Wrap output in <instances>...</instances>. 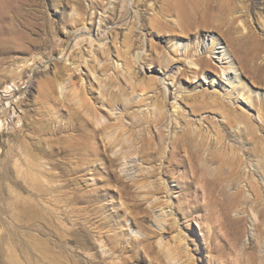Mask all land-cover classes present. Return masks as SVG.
Masks as SVG:
<instances>
[{"label":"rangeland","instance_id":"1","mask_svg":"<svg viewBox=\"0 0 264 264\" xmlns=\"http://www.w3.org/2000/svg\"><path fill=\"white\" fill-rule=\"evenodd\" d=\"M113 1L117 0H103L104 7L99 8L96 15L93 13L95 24L90 30L87 22L91 12L86 15L85 24L77 27L64 23L52 25L50 41L43 39L41 26H34L32 30L24 27L36 43L28 50L12 48L0 53V264H101V248L108 249L107 260H121L122 255L128 257L126 264H151L150 259L156 254L164 257V264L184 261L185 264L188 261L190 264H247L244 248L258 240L255 228L258 206L251 198L242 195L234 209L225 215L226 220L217 219L220 215L216 208L213 212L204 207L205 210L178 220L176 227L162 231V239L170 250H180L183 255L184 261L170 262L160 251L158 238L150 240L155 249L143 248L147 243L140 241L145 233H151L147 225L156 229L155 219L161 213L160 208L151 207L150 201L154 198L145 200L148 187L138 190L131 184L132 179L147 177L148 168L142 169L137 162L141 159L134 155L125 160L114 159L117 153L101 144L100 134L91 139L92 145L86 150L79 149V144L84 127V131L89 132L93 128L97 130L104 122L114 129L123 126L126 130L143 132L147 127L145 120L155 115L156 105L163 104L166 117L150 130H160L167 136L164 152L169 148L170 137L180 129L187 127L206 135L199 149L201 160L193 170L168 166V176L158 174L168 188L167 193L158 195L165 201L181 203L179 212H187L191 206L206 201L202 197L203 185L224 175L219 167L221 145H236L244 155L242 169L246 173L255 172V177L259 178L262 169L258 166L263 158L253 151L249 139L238 140V143L233 140L232 135L237 136V131L228 125L227 118L233 116L238 127L250 121L264 136V124H261L264 123V80H259L257 71L247 65L246 56L230 38L231 34L228 36L221 29L202 24L195 26L190 34L181 33L178 26L170 29L177 18L167 14L162 20H168L159 30L148 23L143 29L140 16L144 20L160 17L159 0L148 1L140 8L124 0L128 14L104 24L100 18L109 15L104 11L112 7ZM234 2L236 14H245L242 22L239 19L235 22L238 31L234 35L246 31L243 26L246 23L264 38V0ZM55 10L52 7L47 13L53 17ZM67 11L70 13L71 9ZM130 29L137 30L136 35L124 39ZM212 41L214 45L218 43L216 47H222L212 45L215 51L224 49L228 53L226 61L230 60L234 66L230 71L236 72L233 84L226 79L228 71L222 73L227 63L219 62L215 58L217 54L213 56L200 47L205 45L209 50ZM260 54L257 64L263 61L264 50ZM199 55L209 60L208 66L200 69L198 64L190 63ZM192 68L197 72L193 73ZM97 115L101 116L99 125L93 122ZM216 134H223L225 140L214 141ZM111 159L114 161L109 162ZM156 164L159 161L154 166ZM144 166L149 167V164L144 163ZM139 170L145 173L140 174ZM193 176L197 184L184 191L185 182ZM151 180L155 178H151L150 183ZM241 184L245 181L213 194L219 200H230ZM179 194L184 198L177 202ZM195 194L201 195L200 200L189 203L187 200ZM139 203L146 212L133 211L132 205ZM119 208L122 210L115 214L114 210ZM171 208L168 205L164 211L169 212ZM140 215L145 216V221L138 225ZM236 227H239L240 240L232 236ZM106 236L119 247L137 246L131 250L134 252L116 251L107 245ZM261 243L258 254L264 253V238ZM185 247L190 250H187L189 260H185Z\"/></svg>","mask_w":264,"mask_h":264},{"label":"bare ground","instance_id":"2","mask_svg":"<svg viewBox=\"0 0 264 264\" xmlns=\"http://www.w3.org/2000/svg\"><path fill=\"white\" fill-rule=\"evenodd\" d=\"M130 1H131L132 5H134L136 8H140L141 6L146 5L147 2L151 1V0H130ZM152 1H155V3H156V0H152ZM234 1L233 0H159V2H160L159 13L160 14L159 13L158 14L160 15V17L156 16V17L147 18L146 20H144V17L140 16L139 20H142L141 25L143 26V29L144 28L146 29V26H147L146 24L148 23V24L152 25V28H154V30H159L160 28H162L163 24L168 20V19H166L165 22H164V20H162V18L165 16V14H167L168 16H171V15L174 16L175 15L177 18V19L175 18L176 19L175 22H173L171 24L170 29H175L178 26L181 33H189L190 34V33H192L193 28L195 26H199V24H202L204 26H211L212 28L221 29L222 31L227 32V35H228V33L231 34L230 38H232V40L240 46V48L243 51L242 54H244L246 56L247 65L249 67H251L252 69L257 71L259 80H264V59L261 63L257 64V59L259 57L260 51L264 50V43H262V41H264V38L260 34H258L255 31V29H253V27L249 26L246 23L243 24V26L246 28V31H244V32L241 31L240 34L234 35V33L236 31H238L237 25L236 26L234 25L235 22H237L238 19L240 20V22H242V17H244V15H245L244 12H240V13L236 14L237 6H236ZM33 2L36 3V5H38L39 7L38 6L37 7L31 6V5H34ZM103 3H104L103 0H43V1H41V0L40 1L39 0H0V53L3 51H6V50H10L12 48H19L22 50H28L31 45L36 43V40L34 38H30L29 32H26L23 29L24 27L28 28L29 30H32L31 28L34 26H37V25L41 26L43 33H44L43 35H45V37L43 39L46 41H50V40H52V37H53L52 25L54 26V24L57 25V24H63L64 23L67 25L71 24L74 27H77L81 24H85L84 23L85 17H86V15L88 17V13L91 12L90 16H89V22H87V29L90 30L93 28V26L95 24V15L97 13V10L99 8L104 7ZM111 4H112V7L107 8L104 11V12H107L109 15H107L103 19L100 18V21L102 20L103 22H105L104 24H107V23L113 21L115 18L121 17L122 15H126V13L129 10L126 7L127 4H125L124 0H122V2H120L118 0L113 1V2H111ZM154 5H156V4H154ZM119 6H120V9H118ZM52 7L57 9V11L55 10V12H54L55 14L53 17H51L50 14L47 13V10H49ZM68 9H71L70 13L67 11ZM147 9H148V7H147ZM151 10H153V9L151 8ZM93 13L95 15H93ZM168 22H170V21H168ZM123 24H125V23H123ZM118 28H121V27H118ZM136 31H134L133 29H130V32L126 33L125 37H123V38L127 39L130 36L132 38L133 35H136ZM151 32H152V30H151ZM170 35H172V34H170ZM113 36L115 37V34ZM115 38H117V37H115ZM215 43L218 44L217 42H215ZM216 44L214 45V41H212L211 47L209 48V50H206L205 45H201L200 47L203 48L204 51L209 52L212 55L217 54L215 56V58L219 62L227 63L228 66L223 67L222 73H225V70H227L228 73H227L226 79L228 80V82L230 84H233L234 80H236V72H234V74H233L232 73L233 70L230 71V69H234V66L232 65V62L230 60L226 61L229 58L226 50H224V49L217 50V51L214 50V48H222V47H216ZM138 45H139V43H138ZM212 45L215 47L213 48ZM131 46H133L132 43L130 44V47ZM130 47H129V49H127L128 51L131 50ZM52 48H55V46L52 45ZM152 50L154 51L153 48H152ZM124 52H126V51H124ZM200 55H199V57L198 56L195 57L193 59V61L191 60L190 63L191 64H198L200 66V69H201V68H203L204 65H206V66L209 65L208 64L209 60L207 61L205 58L200 57ZM153 60H154V58H153ZM160 64H162V63H160ZM199 66H198V68H199ZM204 70H205V68H204ZM128 71H130V70H128ZM191 71L193 73L197 72V70H195V68H192ZM91 73H93V72H91ZM74 99H76V98H74ZM157 100L160 103L162 102L161 101L162 99H160L159 97ZM262 108L264 109V104L262 105ZM100 109H102V108H100ZM153 113H155V115L153 117H150L149 119L145 120V122L147 123V127L145 128V130L143 129L144 130L143 132L140 129H138V131H136V132H135V129L134 130H132V129L126 130L125 128H123V126L122 127L119 126V128L116 127V129H114L113 126L107 125L106 122L101 123V116L97 115L94 117L93 122L95 125H99L101 123V125H99L100 127H98L97 130L95 128H93L95 130L92 129V131L89 129L91 132L90 131L87 132L88 130L85 129L86 131H84L85 127L83 128V126H82L81 128H83V132H82L83 140H82L81 144H79V142H77L79 145H81V147L79 149L86 150L87 148H89L90 145H92L91 139L93 137H95L96 135L100 134V135H102V137L100 139V140H102L101 144L104 147L110 148V150L114 149V152L117 153L116 154L117 157L115 156L114 159L117 158V160H118V158H119L120 160L121 159L125 160L126 158L132 157L134 155L133 157L136 156V157H138L137 159H139V160L141 159V162L140 161H137V162H139L138 165H140L142 169L148 168L147 173H149V175H147V177H141L138 179L136 178L135 180L132 179V183H131L138 190L140 188H143V187H148L149 188L148 191H146V193L143 192L144 195L147 194V195H145V196H147L146 199L143 196L144 199L149 201L150 199L154 198L153 200L150 201L151 207H155V208L157 207V208H160V210H161L160 215L157 216L155 219L156 229H152L151 226L147 225L148 231H150L151 233L147 232V233H145V235L142 239L140 238L141 239L140 241L147 243L146 246L143 245V248L155 249L156 248L155 245H153V242H150V240H152L154 238L155 239L158 238L157 244L159 246L158 245H156V246H158L160 248V251L164 253V256L166 257V259H168V261H170V262L179 261V260L182 261L183 255H182V253H180V250H178L179 252H177V251L174 252L173 250L171 251L170 247H168V245H167V242H165L162 239L163 237L161 236V234H162L161 232L166 230V229L168 231V229H171L173 226L176 227V225H178V220H181L182 218H188V217L192 216L193 212H195V211L200 212L202 209H204V207H206V208L208 207V210L211 208L213 212H215V208H216L217 212H219V215H220V218H217V219L226 220L227 218L225 219V217L228 216L227 214L229 213V211L231 209L232 210L234 209V207L236 206V202H238L242 198V195H244V197H246L247 199L251 198L253 200V202L255 203V206L256 205L258 206V209L256 210L258 222L255 224V228L257 229V239L258 240L256 241V244H253V245L250 244L244 248L245 253L247 254V256H246L247 258L245 261L247 264H264V253L263 254L257 253L258 248L261 247L262 239L264 238V205L261 204V202L264 200V136L258 133V130H257L258 126L256 124H253L250 121H248L245 124H243L242 126L238 127L239 123L237 122V120L233 116L232 117L226 116V117H229V118H227L228 125H231V127L234 126L236 131H237V136L232 135L233 140L238 143V140L249 139L251 141L253 151L256 152V154L258 156H261L263 158L262 160L260 159L261 160L259 163L260 166H258V169H262V171H260L261 173H259V175H258L259 178L255 177V172L249 170L246 173V171H244L242 169V166H243L245 159L243 157L244 156L243 152H240V150L236 147V145H233V144H231V145H225L224 144V146L221 145V148L218 147V149L219 148L222 149L221 154H219V155H221L220 159H222L221 166H219V167L223 171V172L221 171V173L222 174L224 173V175H222L220 177V179H217V180H211L210 179L211 181H208L203 185V194H202L203 196L202 197H204L203 200H206L205 202L203 201L204 203H197L195 207L191 206V209L187 210V212L185 211L186 213L185 212L180 213L179 208L182 209L180 207L181 203L180 204H178V203L174 204V200L173 201L172 200H166L165 201L163 199L164 197L162 198L161 195L160 196L158 195V194L167 193L166 191L168 190V188L166 186L167 184L163 181L164 178L158 176V174H161L162 176H165V177L168 176V173H167L168 171L166 169L168 166L169 167H176V168L183 166L184 168L186 167V169L188 168L189 171L193 170L194 169L193 166L199 161V159L201 160V158H199V149L202 145L201 144L202 140H205L204 138L206 137V135L205 134L203 135L200 132V130L197 132V130H194V129L192 130V129L187 128V127L183 128L182 130L178 129L179 131L174 133L170 137L169 148L164 152L163 143L166 140L167 136L163 132H161L160 130H157V131L150 130V128L152 126H154V125L156 126V124L157 123L159 124L160 121L162 123L163 122L162 120L166 117V112H165V109L163 107V104L162 105H156L155 106V112L153 110ZM258 116H259L258 118H260V120L263 119L262 116H260V115H258ZM261 124H264V123H261ZM95 131H97V133ZM199 136L201 137L200 139H199ZM213 139H214V141L220 143V142L225 140V137L223 134H216ZM197 144H198V146H197ZM100 146L101 145H99V147ZM104 147H103V149H104ZM220 149H219V152H220ZM104 153H105V151H104ZM164 153H165V155H164ZM166 153H167V156H166ZM114 159L109 160V162L114 161ZM156 161H159V164L158 165L156 164V166H154ZM144 163L149 164V167L144 166ZM107 166L109 167V165H107ZM152 167H153V169L150 170V168H152ZM219 167H216V169L218 168V170H219ZM160 169H161V171H160ZM139 173L144 174L145 172H144V170H139ZM195 174L196 173L194 172V175ZM195 176H193L191 179L189 178L190 180L185 182L186 184L183 186L184 191H185V188L187 190H190L194 186L195 183L197 184ZM151 178H155V180H151L152 183H150ZM241 180L245 181V184H241V185L237 186L236 190L232 193L230 200H228V199L227 200H225V199L219 200L216 196H214L213 193L215 191H218L220 194L221 189H223L225 191L228 185L234 186L237 184L238 181L240 182ZM201 182H202V180H201ZM201 186H202V184H201ZM183 187L180 188V190H182ZM195 191L197 194L198 189L196 188ZM247 191H249L250 193L246 194ZM188 192H190V191H188ZM196 194L192 197L191 200L188 199L187 201L189 203H194L197 200H200L198 198L201 195L198 196ZM182 196H183L182 194H179L175 201L178 202L182 198ZM183 198H184V196H183ZM104 199H105V197H104ZM145 200L143 202H145ZM141 204L142 203H139L138 205H135V204L132 205L133 211L144 210L146 212L147 211L146 208H144V206H142ZM168 205H171L172 208L169 212H166V211H164V209H165V207H168ZM119 209L114 210L115 214H118L122 210V208L120 210ZM211 209H210V211H211ZM198 215H200V214H198ZM206 215H208L207 212H206ZM139 219L140 220H138L137 223H138V225H141L145 221V216L140 215ZM218 222L220 223V221H218ZM223 223H224V221H221V224L224 226ZM226 224H227V222H226ZM227 225L229 228V224H227ZM221 226H220V228H221ZM222 228H224V227H222ZM225 228H226V226H225ZM206 230H207V228H206ZM223 230L224 229H222V231ZM228 230H230V229H228ZM208 231H209V229H208ZM213 231H214V229H213ZM221 233H223V232H221ZM226 233H227V231H226ZM227 235H228V233H227ZM232 236H235V238L237 240L240 238L241 235L239 234V227H236L232 230ZM115 237H117V234L115 235ZM231 238H234V237H231ZM105 242L107 243V245H109V246L111 245V247L116 251H126V250L131 251L137 246L136 244H130V245L126 244V245L119 247L118 243L112 244L110 241V238L107 236L105 237ZM138 243H140V242H138ZM181 243H182V241H180V244ZM239 243H240V241L238 242V244ZM235 244H236V242H235ZM238 244H237V246H239ZM140 248H138V249H140ZM185 248H186V250L185 251L183 250V253L185 256H187L188 255L187 253H189V252H187L188 247H185ZM156 250H158V249H156ZM211 250L213 251L214 249H211ZM188 251H190V250H188ZM108 252H109L108 249L101 248V259H100L101 264H126V262L128 263V260H129L128 257L127 258L123 257V255H122V257L119 258L121 260H107V258L109 256ZM131 252H134V251H131ZM154 253H157V251L155 252V250H154ZM133 255H135V254H133ZM221 255H222V252H221ZM188 256L190 257V255H188ZM188 256L185 260L188 259ZM243 256H245L244 253H243ZM133 257H135V256H133ZM138 257L139 256H137V258ZM141 258L142 257H140L139 259L142 260ZM163 258L156 254V256L151 257V259H150L151 264H164ZM155 262H157V263H155ZM185 262L186 261H184L183 263L181 262L180 264H185ZM189 262L190 261H188V263H186V264H190ZM238 262H239V260H238ZM168 264H170V263H168ZM171 264H175V263L173 262Z\"/></svg>","mask_w":264,"mask_h":264}]
</instances>
